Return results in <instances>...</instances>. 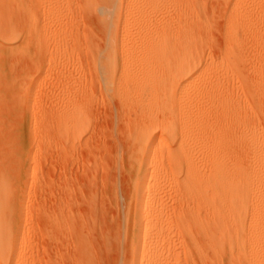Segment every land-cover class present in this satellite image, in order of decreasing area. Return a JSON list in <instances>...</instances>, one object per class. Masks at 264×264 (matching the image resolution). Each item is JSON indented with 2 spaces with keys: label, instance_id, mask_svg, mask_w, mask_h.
<instances>
[{
  "label": "rangeland",
  "instance_id": "1",
  "mask_svg": "<svg viewBox=\"0 0 264 264\" xmlns=\"http://www.w3.org/2000/svg\"><path fill=\"white\" fill-rule=\"evenodd\" d=\"M23 1L36 10L33 25ZM61 1L60 13L56 18L46 16L47 23L38 0L0 6V30L7 31L10 18L12 29L19 33L12 45L0 46V196L8 210L4 221L9 254L22 244L21 264H131L134 227L130 197L135 168L142 161L136 128L154 131L157 140L167 145L157 151L165 153L176 144L156 126L178 122L179 116L174 113L158 122L153 119L145 88L124 107L105 91L92 62L105 48L100 11L109 1L90 0L89 9L87 0H64V5ZM236 2L142 0L125 11L123 18L130 25L150 20L147 27L169 42L185 27L192 37L179 42L182 61L186 53H199L226 64L219 77L222 121L215 127L217 132L221 126L222 141L226 140L223 150L227 146L222 150L221 165L224 170L233 169L239 184L251 180L252 187L259 183L258 189L264 184V23L259 21L264 20V0H240L241 10L231 15ZM246 20L255 22L246 24ZM41 32H47L44 40ZM136 39L138 50L150 40L145 36ZM122 44L120 38L117 48L122 49ZM187 84L186 92H191L199 82L189 80ZM78 86L83 89L79 106H84L85 114L78 120L76 134L70 131L66 136L61 129L62 101ZM164 196L162 203L169 205L172 215L166 220L170 223L165 247L169 253L165 249L162 264H249L240 253L231 254L227 248L214 252L207 245L200 232L206 217L203 208L196 222L198 229L193 227L198 245H191L176 226L188 206L182 203V208L172 191ZM192 204L189 208H196ZM244 249H250L248 242ZM9 259L1 263L12 264Z\"/></svg>",
  "mask_w": 264,
  "mask_h": 264
},
{
  "label": "bare ground",
  "instance_id": "2",
  "mask_svg": "<svg viewBox=\"0 0 264 264\" xmlns=\"http://www.w3.org/2000/svg\"><path fill=\"white\" fill-rule=\"evenodd\" d=\"M17 1L0 0V6L1 8H7ZM38 1L41 2L43 7L44 18L49 14L56 18L57 13L61 11L60 0ZM63 1H61V4H63ZM108 1L107 7L100 11L102 14L100 22H102L106 30L105 48L94 55V62H92L95 73L98 76L97 78H99L102 86L106 89L105 91L117 97L122 106H127L131 97L145 88L150 96L148 105L151 107L153 119L158 122L159 119H167L174 113L179 116L178 122H173L169 125L162 123L156 126L165 132L171 143L176 144L175 148L168 146L169 148H167L165 153L157 151L158 147H167V145L165 142L157 140L158 138L154 131L151 133L150 128H142V130L141 128H136L137 134H139L137 142L142 161L135 168L132 196L130 197V213L134 227L132 231L134 232L133 240L131 239L132 258L130 256L131 259L129 261H131V264H162L163 255H166L164 254L166 252L165 247L168 246L166 243L168 242L167 233L169 228L166 232V227L167 224L170 225L166 220L169 217L171 218L170 215L172 214L169 205L162 203L161 199L165 197L164 195L167 192L172 191L182 208H184L182 203L188 206V211L185 210L186 213L185 211L181 212L180 216L184 215V217H181L182 219H179V222L177 221L176 226L177 231L184 232L191 245L196 247L198 245L197 236L193 234V227L198 229L196 222L203 208V215L206 217L200 228V232H202V235H200L203 236L206 243L208 241L209 244L207 243V245L213 251L217 248H227L231 254L240 253L239 255L245 257L249 264H264V184L261 182L262 185L257 189L259 183L257 185L254 184L255 187H252L249 179V182L241 185L239 184L240 182H237L238 179H235L236 174H233V169H230L229 166L228 169L231 170L229 171L225 167V170H228L227 172L224 170V166L221 165L223 164L222 161H224L222 160L224 157H222V154L225 155V152L222 153L224 148L222 145H224L226 140L222 141V130L219 131L221 126L217 132L215 127L217 124L219 126V122L222 121V119H219L221 115H219L221 113L219 111L222 110L221 108L219 110V102H222L220 101L222 93L219 88V77L221 72L223 73V67L225 68L226 64L222 65L215 61L213 57L211 59L206 55H199V53L196 56L190 54L188 56L186 53V58L182 61L180 55L182 47L179 42L182 39L186 38L187 40L192 37L188 29L183 27L181 34L179 33L175 40H171L172 42L166 41L159 36L160 34H156L157 30L154 32V30L150 29L151 27H147L148 24H151L150 20H141V24L139 21V24L136 22L130 25V21L123 18L125 11L133 8L138 1L142 0ZM229 1L232 2L233 0ZM239 1L237 0L235 3L231 15H235L241 10L242 2ZM113 4H116V7ZM91 6V1L87 0V9ZM26 9L28 10L29 23L33 25L36 20L34 17L36 10L33 12L29 4ZM49 18L45 19L46 23L50 20ZM11 21L9 18V21L5 22L8 28L6 32L3 33V30H0V46L5 43L12 45L19 38L18 31L15 28V30L12 29L13 23L10 24ZM246 21V24L252 21L255 22V20ZM259 21L264 23V20ZM43 30L41 31L43 32ZM53 31H50L51 34H53ZM42 32V35L47 33ZM42 35L41 39L43 38L44 40L47 34L44 35L45 37ZM142 36L150 39L149 44L144 49L138 50L135 45V39ZM120 38L123 43L122 49L117 48ZM26 40L27 35L24 33L23 41L26 42ZM8 49L11 50L10 48ZM189 80L199 82V85L193 91L186 92ZM79 86L75 87L78 89L73 94L68 91L66 99L62 101L64 106L63 114L59 117L62 119V132L67 133V135L64 133L66 136L70 135L69 133L71 132L74 134L76 129L78 131L80 128L77 126L79 124L78 120L81 117L83 119L85 114L83 111L84 106L81 105V108L79 106L81 102L79 96L81 97L80 91L83 90V85ZM75 88L71 89L74 90ZM71 137L73 139V135ZM230 141L232 142V140ZM190 202H193L194 205H192L196 206V208L190 209ZM248 205L253 208L247 209L246 206ZM7 213L6 203L0 196V264L5 262L8 256H10V263L21 264L18 254L22 244L12 254H9V240L5 233L7 225L4 221ZM247 242L250 249L245 251L244 248ZM166 250L167 252L169 251L168 248Z\"/></svg>",
  "mask_w": 264,
  "mask_h": 264
}]
</instances>
